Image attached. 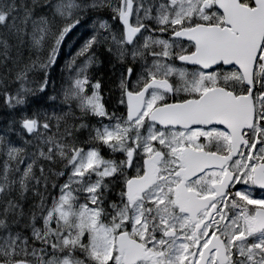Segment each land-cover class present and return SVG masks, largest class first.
Instances as JSON below:
<instances>
[{
    "label": "flooded vegetation",
    "instance_id": "af4514ba",
    "mask_svg": "<svg viewBox=\"0 0 264 264\" xmlns=\"http://www.w3.org/2000/svg\"><path fill=\"white\" fill-rule=\"evenodd\" d=\"M206 1L213 3V0ZM206 1L190 2L188 7L193 15L182 27V29L202 27L196 34V40L202 43L200 48L203 50L210 48L211 42V37L203 31L208 30V27H222L211 12L214 11L217 14L215 7ZM125 2L127 3L128 0ZM125 2L121 1L118 14ZM196 2L199 6L194 12L193 5ZM239 4L253 7L249 0H241ZM141 27L146 28L144 24H141ZM227 29L230 30L229 26ZM180 47L181 54L172 59L165 58V62L162 59L158 61L165 66H169V61L173 62L178 73V76L164 75L169 83L167 90L171 93H159L162 90H155V93L163 94L162 104L181 105L188 100L199 98L209 90L227 88L226 90L233 92L231 88L241 86L239 92L234 94H245L249 96L252 104L253 98L255 104L250 127L241 131L239 138L222 128H198L218 135L216 140L222 146L219 151L215 147L204 146L195 147L204 149L191 151L189 143L182 137L188 131L169 129L170 132L176 133L177 137L179 136L178 139L175 138L178 144L176 158L171 154L173 149L169 147V143L166 144V140L161 144L157 141L150 142L147 145V153L138 156L133 155L134 146L130 141L123 143L130 139V135H126L127 138L118 137L115 144L117 151H108L94 137H87L84 142L90 144L91 148L86 152H90L92 156L100 160L107 159L112 162L114 183L112 187L105 188V183L108 184L110 180L98 181L95 177H91L93 180L91 185L95 190L86 194L83 201L87 203L91 199V209L101 226L112 225L113 229L108 230L111 246H116L119 235L127 234L129 239L145 248L151 260L139 264H164L171 261L172 249L179 242L185 245L188 256L175 264H264V226L260 224L257 212V210L264 212V196L262 197L264 191L254 189L255 181L264 178V86L262 85L264 84V42L256 59L253 75L246 79L242 78L237 69L232 66L224 68L221 65L212 66L210 63H205L201 68L180 63L179 58L189 56L195 50L192 43L180 42ZM95 56L98 58L94 63L93 83L98 86L103 98L100 97L99 103L105 113L104 117L100 118L89 114V118L94 119L95 123L107 126L131 125L141 121L143 124L161 129L156 123H149V114L153 106L142 112L134 122L129 123L126 119V93L135 94L149 80L160 79L154 69L150 71L148 69L158 60L151 58H160V56L143 54L139 55V59H135L137 55L134 54L93 50L90 57ZM104 78L112 83L111 89L103 87ZM192 117V111L185 110L179 122L186 124ZM172 142L175 143V141ZM258 152L261 154L259 157ZM185 154L193 158V161L187 160ZM155 155L160 158L156 159ZM215 155L227 157L224 166H219L220 160H216ZM150 158L156 159V184L143 193L138 200L130 202L127 200L126 182L142 175L145 163ZM187 167L190 169L185 170ZM222 167L223 170L220 169ZM239 173L244 174L248 179L246 192H254V202L240 200V194L235 196L237 187L234 183ZM170 177H175V181L174 185L168 187L167 182ZM219 183H221L219 188H212ZM181 185L186 186L196 195L212 198L209 203L200 204L199 207L203 205L200 208L193 206L195 219L179 214L188 211V202H190L179 198L188 195L180 192ZM158 187L166 188L163 189L166 198L159 202L146 201L147 196ZM175 196L178 198L177 209L172 202ZM159 217L164 227L159 226ZM192 220H195L193 225H191ZM183 227H186L185 234ZM261 258L263 261L260 260Z\"/></svg>",
    "mask_w": 264,
    "mask_h": 264
},
{
    "label": "trees",
    "instance_id": "16d2710c",
    "mask_svg": "<svg viewBox=\"0 0 264 264\" xmlns=\"http://www.w3.org/2000/svg\"><path fill=\"white\" fill-rule=\"evenodd\" d=\"M56 1L0 0V241L20 242L37 229L56 173L70 165L71 149L64 145L82 134L53 96L61 73H53L49 57L66 26L52 7ZM103 80V87L111 89L112 83ZM27 119L37 132L23 129ZM54 139L64 147L61 157L53 150Z\"/></svg>",
    "mask_w": 264,
    "mask_h": 264
},
{
    "label": "rangeland",
    "instance_id": "374dc122",
    "mask_svg": "<svg viewBox=\"0 0 264 264\" xmlns=\"http://www.w3.org/2000/svg\"><path fill=\"white\" fill-rule=\"evenodd\" d=\"M148 16L151 18V13H149L148 14ZM154 22L155 23H158L159 22V20H158V18L156 17V16H154ZM147 46V43H146V38H143L137 45H136V47H135V52L136 53H141V51H143L144 49H145V47ZM72 88H73V86H72ZM77 89L78 90H80V87L79 86H77ZM74 96H76V92L73 90V89H69V92H68V94H67V98L68 99H70V97H74ZM77 103H80L81 105H84L86 102H85V100L82 98H80V97H77L76 98V100H75ZM173 178H170V180L168 181V183H170V184H173ZM63 217H66V214H64L63 215ZM51 235H52V232L51 231H46V233H43L42 234V236H43V238L45 239V240H47V238L48 237H51ZM62 243H64V239H62ZM6 244H7V246H8V249L10 250V251H13V245H14V242L12 241V239H9V241L8 242H6ZM47 245H53V244H51V243H45V246H47ZM51 248H50V250H47V252L48 253H51V251H53L52 250V246H50ZM103 250H102V248L101 249H98L97 250V255H93V260L95 261V262H98V261H101L103 258H105L106 256H107V252H108V248L103 244ZM23 250H25V248L23 247ZM31 258H33V260H34V264H37L36 262H35V260H36V258H37V255L36 254H34V253H29L28 254ZM40 264H51L50 263V260L48 261V262H44V261H42ZM57 264H66L65 263V260H63L62 262H60V263H57Z\"/></svg>",
    "mask_w": 264,
    "mask_h": 264
},
{
    "label": "water",
    "instance_id": "95a60500",
    "mask_svg": "<svg viewBox=\"0 0 264 264\" xmlns=\"http://www.w3.org/2000/svg\"><path fill=\"white\" fill-rule=\"evenodd\" d=\"M249 43H245V49L242 50V51H239L238 52V56L237 57H245L246 55H248L252 49V45H253V42L248 39ZM218 51L220 50L219 48L217 49Z\"/></svg>",
    "mask_w": 264,
    "mask_h": 264
},
{
    "label": "bare ground",
    "instance_id": "6f19581e",
    "mask_svg": "<svg viewBox=\"0 0 264 264\" xmlns=\"http://www.w3.org/2000/svg\"><path fill=\"white\" fill-rule=\"evenodd\" d=\"M48 6H50V5H48ZM31 34H32V33H31ZM10 51H11V50H10ZM12 51H13V50H12ZM12 58H13V56H12ZM61 134H62V133H61ZM59 135H60V134H59ZM60 136H61V135H60ZM35 230H36V229H35ZM35 230H34V231H35Z\"/></svg>",
    "mask_w": 264,
    "mask_h": 264
}]
</instances>
